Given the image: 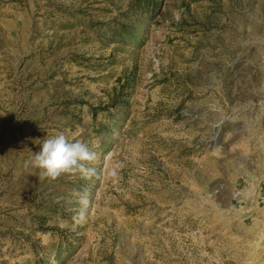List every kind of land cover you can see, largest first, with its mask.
<instances>
[{"label": "rangeland", "instance_id": "obj_1", "mask_svg": "<svg viewBox=\"0 0 264 264\" xmlns=\"http://www.w3.org/2000/svg\"><path fill=\"white\" fill-rule=\"evenodd\" d=\"M0 264H264V0H0Z\"/></svg>", "mask_w": 264, "mask_h": 264}, {"label": "clouds", "instance_id": "obj_2", "mask_svg": "<svg viewBox=\"0 0 264 264\" xmlns=\"http://www.w3.org/2000/svg\"><path fill=\"white\" fill-rule=\"evenodd\" d=\"M96 159L97 154L88 144L60 133L43 140L40 151L33 153L30 164L39 170V179L55 181L62 175L80 174L90 178L95 174V169L89 165ZM74 195L79 208L73 220L80 223L87 217L90 201L86 193L78 192Z\"/></svg>", "mask_w": 264, "mask_h": 264}]
</instances>
